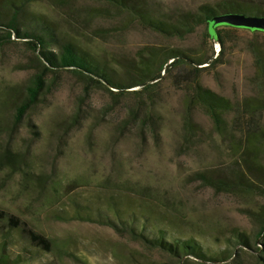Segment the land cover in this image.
<instances>
[{"label": "rangeland", "instance_id": "1", "mask_svg": "<svg viewBox=\"0 0 264 264\" xmlns=\"http://www.w3.org/2000/svg\"><path fill=\"white\" fill-rule=\"evenodd\" d=\"M144 1L171 21L219 0ZM236 1L264 11V0ZM31 15L93 53L122 88L49 72L31 40L0 27V209L53 242L27 264H264V144L255 138L264 130V33L217 26L212 36L200 25L162 34L106 0H35L17 16L21 33ZM150 58L153 81L136 68ZM199 87L224 100L216 123ZM136 205L152 209L164 235L225 257L176 260L134 237L121 219ZM83 207L112 225L75 218Z\"/></svg>", "mask_w": 264, "mask_h": 264}, {"label": "trees", "instance_id": "2", "mask_svg": "<svg viewBox=\"0 0 264 264\" xmlns=\"http://www.w3.org/2000/svg\"><path fill=\"white\" fill-rule=\"evenodd\" d=\"M1 1L4 4V8L0 9V27L2 26L15 32L18 38L31 40L27 41V44L32 49H39L40 54L52 68L48 69L49 72L74 71L100 85L122 88L120 77H116L105 63L98 60L93 53L82 48L77 42L66 40L58 35L53 22L47 17L31 15L29 19L32 27H30V30L26 29L21 33L16 24L17 16L35 0ZM59 1L64 3L66 0ZM106 1L125 11L137 22L159 33L168 35L191 33L196 27L204 25L207 27L209 34L214 36L217 34L215 30L217 26L213 24L212 17L221 13L264 15V11L259 10L255 4L240 3L236 0H219L214 4H204L193 12L178 11L170 21L156 17L144 0ZM50 48H56V50L52 51ZM164 54L166 53L162 51L157 56ZM175 57L174 54L166 56V58ZM155 63L156 59L150 58L148 63H140L136 67L144 77V80H156L153 71L150 70ZM144 80L133 85H143ZM42 83L43 79L41 77L35 79L28 90V102L32 103L35 101ZM196 98L201 106L209 110L214 123H216L218 120L217 112L225 106L224 100L202 87H199ZM258 133L259 135L255 137L256 140L264 144V130L258 131ZM220 183V181H217V185H220ZM152 213V209L136 205L135 207H130L128 213H126L127 221L126 219H121V222L134 237L143 240L152 247L161 249L176 260H186L189 256H194L203 262H218L217 258L225 257L220 250L217 255H213L209 248L201 246L193 239L184 240L175 233L164 235L159 226L152 221ZM72 215L78 219L102 221L112 225L108 216L101 215L100 212L97 211L96 213L85 207L76 210ZM243 244L247 245L245 242ZM59 249L66 250L64 253L70 255V249L65 247H59ZM52 250L53 242L34 231L27 223L22 222L20 218L0 209V264H27L35 259L38 254L50 253ZM230 255L231 253L227 258Z\"/></svg>", "mask_w": 264, "mask_h": 264}, {"label": "water", "instance_id": "3", "mask_svg": "<svg viewBox=\"0 0 264 264\" xmlns=\"http://www.w3.org/2000/svg\"><path fill=\"white\" fill-rule=\"evenodd\" d=\"M216 26H228L264 33V15H246L244 13H221L212 17Z\"/></svg>", "mask_w": 264, "mask_h": 264}]
</instances>
